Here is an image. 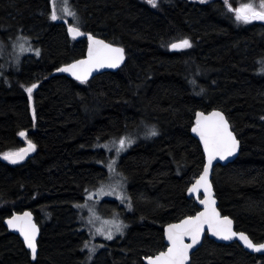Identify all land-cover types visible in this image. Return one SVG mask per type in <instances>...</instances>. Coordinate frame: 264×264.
Masks as SVG:
<instances>
[{"label": "trees", "instance_id": "1", "mask_svg": "<svg viewBox=\"0 0 264 264\" xmlns=\"http://www.w3.org/2000/svg\"><path fill=\"white\" fill-rule=\"evenodd\" d=\"M248 2L261 0H228L233 9ZM67 3L76 16L68 24L122 47L125 63L84 83L52 75L85 56L86 40L51 19V0H0V156L36 145L21 163L0 159V264H143L164 251L163 228L198 212L186 193L204 156L190 130L197 111L213 109L240 143L237 158L212 174L218 210L235 232L264 242V22L237 21L225 0ZM185 39L191 47L170 49ZM16 42L31 51L16 57ZM36 83L30 105L26 88ZM143 127L157 135L145 130L153 137L138 139L117 165L130 212L101 203L115 207L125 234L88 262L77 209L107 179L100 148ZM25 210L40 230L34 261L3 226ZM189 264H264V254L205 237Z\"/></svg>", "mask_w": 264, "mask_h": 264}, {"label": "snow or ice", "instance_id": "2", "mask_svg": "<svg viewBox=\"0 0 264 264\" xmlns=\"http://www.w3.org/2000/svg\"><path fill=\"white\" fill-rule=\"evenodd\" d=\"M148 3L153 7L157 6L156 0H148ZM225 3L228 5L229 11L234 12L235 19L239 22L247 24L255 20L264 21V0H261L259 7L248 2L242 3L235 9L228 4V0H225ZM63 11L75 17V13L71 12L67 6V0H65ZM59 18L54 7L51 19L55 21ZM68 32L73 39L86 35L78 26L69 27ZM87 40L88 48L86 59L77 60L74 63L57 69L59 72L69 73L81 83L86 82L94 70L105 67L117 68L124 60L123 48L114 47L104 40L96 39L91 34H87ZM189 47H191V43L187 39L171 45V48L174 50ZM21 50L23 51V46H21ZM36 55H39L38 51ZM36 87V84H32L26 88L30 99ZM33 118H35V110H33ZM192 131L199 136L203 144L204 152L207 155V166L204 168L203 174L196 180L189 191L198 193L201 188L203 189L204 198L200 200V203L204 205V210L194 216H188L179 223L169 224L166 229L169 245L167 251H161L154 258L149 257L148 264H187L189 252L200 242L205 227H207L213 236L220 239L231 240L234 237H238L249 249L255 252L264 251V243H254L244 233L233 231L232 220L226 216L221 217L215 206L216 202L213 199L212 185L208 180L212 163L217 157L220 160H224L233 155L238 147V141L230 130L229 122L219 111H213L208 115H205L203 112H198L196 113L195 126L192 128ZM149 134L155 136L157 132L155 129H152ZM19 136L26 138L27 134L21 131L19 132ZM132 142L129 138H121L118 141L119 150H123ZM35 150L36 145L31 140H28L27 147L3 153L2 158L8 160L10 163L16 164L24 160L30 152H34ZM109 167L111 168V165ZM101 192H103V189H101ZM7 223L11 228L20 233L24 243L31 250L33 259H35L37 254L36 237L39 229L32 220V214L25 212L23 215L13 216ZM114 227L116 231H121L122 229V225L118 223H114ZM101 234H104L106 239L110 240L113 238L112 230L101 232ZM185 238H189L191 243H185Z\"/></svg>", "mask_w": 264, "mask_h": 264}, {"label": "rangeland", "instance_id": "3", "mask_svg": "<svg viewBox=\"0 0 264 264\" xmlns=\"http://www.w3.org/2000/svg\"><path fill=\"white\" fill-rule=\"evenodd\" d=\"M254 4V3H253ZM259 7L260 2L254 4ZM71 12H74L70 5L67 3ZM65 7V0H58L55 5V11L60 17L58 20H75L76 16L66 14L63 11ZM264 21L255 20L251 23H263ZM243 23V22H241ZM20 42H16V47L14 46L13 54L16 57L21 56V52L27 53L31 51L30 47L26 45L21 51ZM153 128L143 127L139 132L133 131L126 135L127 138L133 140V144L127 145L123 150H119L118 141L123 138L109 141L102 145L103 149L106 152L105 167L107 173V179L99 186L95 187L89 194L86 195V200L83 201L82 205L77 209L78 211V221L82 225L83 230L87 233L88 239L85 244V251L87 256V261L91 262L94 257L104 249L109 243L113 242L115 239L123 237L126 230V223L122 221L120 215L115 211V207L102 205L104 201L116 202L124 208L126 213L130 212L129 198L127 195V183L122 181L121 177L118 175V162L120 158L137 142L140 138H150L153 136L143 135L145 130L150 131ZM138 133V134H135ZM126 138V137H124ZM115 141V143H113ZM111 165V168L109 167ZM124 187V188H123ZM103 189V192H101ZM89 197H91L89 199ZM122 225L121 231H116L114 223ZM99 230V231H98ZM107 230L113 231V238L106 239L104 234L101 232H106ZM87 245V247H86Z\"/></svg>", "mask_w": 264, "mask_h": 264}, {"label": "water", "instance_id": "4", "mask_svg": "<svg viewBox=\"0 0 264 264\" xmlns=\"http://www.w3.org/2000/svg\"><path fill=\"white\" fill-rule=\"evenodd\" d=\"M52 11H53V0H51V14H52ZM54 21V20H53ZM54 22H61L62 24H64L65 26H66V31H67V34H68V36L71 38V39H73L72 38V36L70 35V33L68 32V29H69V27H72V25H69L68 24V22L67 21H65V20H55ZM96 39H100V38H97V37H95ZM86 40V42H87V48H88V40H87V34L86 35H84V36H79V37H77V38H75V39H73V40ZM100 40H103V39H100ZM105 41V40H104ZM106 42V41H105ZM106 43H108V42H106ZM178 43H180V42H178ZM174 44V43H173ZM114 47H119V46H116V45H113ZM87 48H86V53H85V56L83 57V58H81V59H86L87 58ZM120 48H122V47H120ZM170 49H172L171 48V45H170ZM172 50H174V49H172ZM175 50H179V49H175ZM81 59H78V60H81ZM125 52H124V60H123V62L120 64V66L119 67H117V68H107V67H105V68H100V69H97V70H94L92 73H91V75L88 77V79H87V81H90L91 79H93L94 77H96L97 75H99V74H102V73H106V72H111V73H115V72H117L121 67H123V65H124V63H125ZM75 61H77V60H75ZM75 61H73V62H71V63H74ZM71 63H69V64H71ZM68 65V64H67ZM67 65H64V66H62V67H65V66H67ZM61 68V67H60ZM59 69V68H58ZM52 75H64V76H66V77H68V78H70V79H72V80H75V81H77V82H80V81H78V80H76L73 76H71L69 73H64V72H59V71H57V69L52 73ZM86 81V82H87ZM36 85H37V87H38V83H36ZM36 87V88H37ZM35 88V89H36ZM34 89V90H35ZM33 90V91H34ZM29 97V96H28ZM29 102H30V105H31V103H32V100L29 98ZM213 111H219V112H221L220 110H217V109H213V110H211V111H208V112H203L205 115H208V114H210L211 112H213ZM31 112H32V109H31ZM198 112H201V111H197L196 113H198ZM196 113H195V115H194V125L191 127V130H190V134L192 135V137L193 138H195L197 141H198V143H199V145H200V147H201V150H202V153H203V156H204V166H203V169H202V172L200 173V175L197 177V179H199V177L203 174V170H204V168L207 166V155H206V153L204 152V149H203V144H202V142L200 141V139H199V136H197L193 131H192V128L195 126V120H196ZM222 113V112H221ZM223 114V113H222ZM31 115L33 116V114L31 113ZM224 115V114H223ZM225 116V115H224ZM226 118V117H225ZM229 126H230V124H229ZM230 130H231V126H230ZM232 131V130H231ZM233 132V131H232ZM26 134H27V132H26ZM233 135L235 136V134L233 133ZM20 137V139H25L24 137H21V136H19ZM235 138H236V136H235ZM236 140H237V138H236ZM238 141V140H237ZM25 147H27V142H26V144H25ZM25 147H23V148H25ZM239 150H240V143H239V141H238V147H237V149H236V151H235V153L233 154V155H231V156H229V157H227L226 159H224V160H220L218 157L213 161V163H212V167H211V169H210V172H209V177H208V180H209V182L211 183V180H212V174H213V171H214V169H215V167L216 166H226V165H228V164H230V163H232L236 158H237V156H238V154H239ZM34 152H30L26 157H25V159L24 160H26L27 158H29L30 156H32V154H33ZM0 159L1 160H3V161H6V162H8V163H10L8 160H5V159H3L2 158V156H0ZM24 160H22V161H20V162H18V163H21V162H23ZM18 163H16V164H18ZM10 164H13V163H10ZM196 179V180H197ZM196 180L190 185V187L187 189V193H186V195H187V198H189V199H193V201H194V203L197 205V207H198V212H201V211H203L204 210V205L203 204H201L200 203V200L201 199H203L204 198V195H203V189L201 188L200 189V191L198 192V193H193V192H190L189 191V189H191L192 188V186L195 184V182H196ZM211 185H212V183H211ZM212 193H213V199L215 200V202H216V204H215V206H216V208H217V211L219 212V210H218V202H217V200H216V198H215V194H214V191H213V187H212ZM25 212H30L31 214H32V212L31 211H29V210H25V211H22V212H15V213H13L11 216H9V217H7L4 221H3V226L5 227V229L10 233V234H13V235H15V236H17L18 237V239L20 240V242L23 244V246H24V248L28 251V253H29V255H30V260L31 261H34L35 259H33V257H32V253H31V250L27 247V245L24 243V240H23V237L20 235V233L17 231V230H15V229H13V228H11L9 225H8V223H7V221L9 220V219H11L13 216H17V215H23ZM197 212V213H198ZM196 213V214H197ZM220 213V212H219ZM195 214V215H196ZM220 215H221V213H220ZM221 217H225V216H222L221 215ZM229 218V217H228ZM185 219V218H184ZM230 219V218H229ZM32 220H33V222L37 225V223H36V221H35V217H34V215L32 214ZM183 220V219H182ZM231 220V219H230ZM180 222V221H179ZM179 222H176V223H179ZM172 224H174V223H172ZM169 225V224H168ZM168 225H166L164 228H163V237H164V244H165V246H166V248H165V250L164 251H167V247L169 246L168 245V241H167V236H166V229H167V226ZM37 227H38V225H37ZM232 228H233V231H235L234 230V225H233V221H232ZM38 229H39V227H38ZM39 235H40V230H39V232H38V235H37V237H36V245H37V241H38V239H39ZM246 235V234H245ZM247 236V235H246ZM205 237H207L208 239H210V240H212V241H214V242H216V243H218V244H223V245H228V244H230V243H237L244 251H246V252H248V253H250V254H255V255H263L264 254V251H262V252H255V251H253V250H251V249H249L248 247H246L245 246V244L243 243V241H241L238 237H234L233 239H231V240H223V239H220V238H218V237H216V236H213L212 234H211V232L210 231H208V229H207V227H205V230H204V232H203V234L201 235V238H200V242L198 243V244H196L191 250H190V252H189V260H188V262H187V264H189L190 263V260H191V256H192V254H194L200 247H201V245H202V242H203V239L205 238ZM185 243H191V240L189 239V238H185ZM262 243H264V242H262ZM159 254V253H158ZM158 254H156V255H158ZM37 255V254H36ZM156 255H154V256H151V257H155ZM148 258L149 257H146V258H143L142 259V263L143 264H148Z\"/></svg>", "mask_w": 264, "mask_h": 264}]
</instances>
